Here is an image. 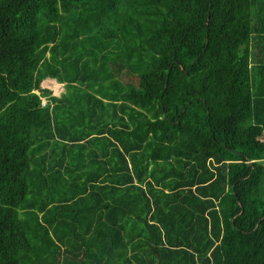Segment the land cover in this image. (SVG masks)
Masks as SVG:
<instances>
[{"label": "trees", "instance_id": "obj_1", "mask_svg": "<svg viewBox=\"0 0 264 264\" xmlns=\"http://www.w3.org/2000/svg\"><path fill=\"white\" fill-rule=\"evenodd\" d=\"M0 264H264V0H0Z\"/></svg>", "mask_w": 264, "mask_h": 264}, {"label": "rangeland", "instance_id": "obj_2", "mask_svg": "<svg viewBox=\"0 0 264 264\" xmlns=\"http://www.w3.org/2000/svg\"><path fill=\"white\" fill-rule=\"evenodd\" d=\"M42 86L47 88V89H49V90H51L52 91V95H56V94H58L59 91L62 90V85L57 84L53 80L43 82Z\"/></svg>", "mask_w": 264, "mask_h": 264}]
</instances>
